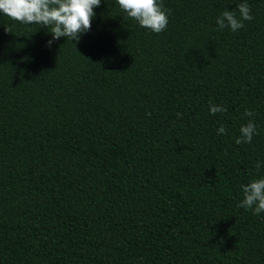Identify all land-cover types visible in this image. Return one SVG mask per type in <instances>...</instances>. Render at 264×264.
Here are the masks:
<instances>
[{"label":"trees","instance_id":"obj_1","mask_svg":"<svg viewBox=\"0 0 264 264\" xmlns=\"http://www.w3.org/2000/svg\"><path fill=\"white\" fill-rule=\"evenodd\" d=\"M161 2V33L101 0L79 41L0 13V264H264L238 207L264 176V0L237 31L216 19L241 0Z\"/></svg>","mask_w":264,"mask_h":264},{"label":"clouds","instance_id":"obj_2","mask_svg":"<svg viewBox=\"0 0 264 264\" xmlns=\"http://www.w3.org/2000/svg\"><path fill=\"white\" fill-rule=\"evenodd\" d=\"M101 0H0V13L21 24L43 25L50 29L53 40L65 37L79 41L80 35L91 30V21L95 16L94 9L99 7ZM119 8L128 18L135 20L141 27L154 33H161L168 25V10L161 0H116ZM237 13L227 8L216 19L219 29L230 28L237 31L244 27L243 21H251L254 17L247 0H241L236 5ZM10 32V29H6ZM53 40L47 41L51 46ZM227 108L209 102L210 114L226 112ZM253 112L245 109L243 115L253 116ZM224 134L223 124L217 130ZM240 136L235 137V143H251L257 135V127L252 120H248L239 128ZM260 162L256 163L259 170ZM243 199L238 207L251 209L255 215L264 212V176L253 178L246 184H241Z\"/></svg>","mask_w":264,"mask_h":264}]
</instances>
